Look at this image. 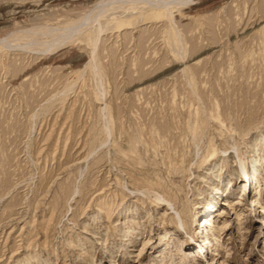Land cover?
<instances>
[{
  "label": "rangeland",
  "instance_id": "374dc122",
  "mask_svg": "<svg viewBox=\"0 0 264 264\" xmlns=\"http://www.w3.org/2000/svg\"><path fill=\"white\" fill-rule=\"evenodd\" d=\"M0 264H264V0H0Z\"/></svg>",
  "mask_w": 264,
  "mask_h": 264
}]
</instances>
